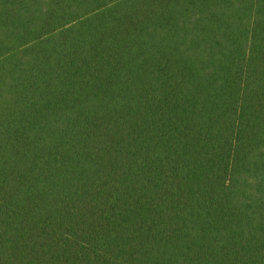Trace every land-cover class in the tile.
<instances>
[{"label":"trees","instance_id":"obj_1","mask_svg":"<svg viewBox=\"0 0 264 264\" xmlns=\"http://www.w3.org/2000/svg\"><path fill=\"white\" fill-rule=\"evenodd\" d=\"M0 264H264V0H0Z\"/></svg>","mask_w":264,"mask_h":264}]
</instances>
